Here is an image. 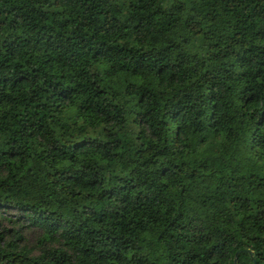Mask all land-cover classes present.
Segmentation results:
<instances>
[{"label": "trees", "instance_id": "1", "mask_svg": "<svg viewBox=\"0 0 264 264\" xmlns=\"http://www.w3.org/2000/svg\"><path fill=\"white\" fill-rule=\"evenodd\" d=\"M163 1L0 0V264H264V0Z\"/></svg>", "mask_w": 264, "mask_h": 264}, {"label": "rangeland", "instance_id": "2", "mask_svg": "<svg viewBox=\"0 0 264 264\" xmlns=\"http://www.w3.org/2000/svg\"><path fill=\"white\" fill-rule=\"evenodd\" d=\"M167 1L168 0H164L160 6L165 7V5L167 4ZM37 235H38L37 230L26 232L25 236H26V239H27L29 245H33L35 243V241H36L35 239L37 238Z\"/></svg>", "mask_w": 264, "mask_h": 264}, {"label": "water", "instance_id": "3", "mask_svg": "<svg viewBox=\"0 0 264 264\" xmlns=\"http://www.w3.org/2000/svg\"><path fill=\"white\" fill-rule=\"evenodd\" d=\"M235 257L233 258L232 264H235ZM253 264H255V262L253 261Z\"/></svg>", "mask_w": 264, "mask_h": 264}]
</instances>
